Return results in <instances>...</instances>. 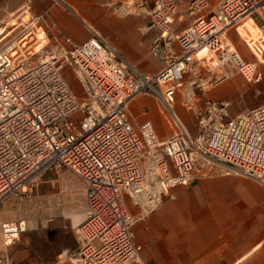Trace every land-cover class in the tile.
<instances>
[{
    "label": "built area",
    "instance_id": "2783aa9c",
    "mask_svg": "<svg viewBox=\"0 0 264 264\" xmlns=\"http://www.w3.org/2000/svg\"><path fill=\"white\" fill-rule=\"evenodd\" d=\"M31 3L22 0L19 22L0 43V202L24 194L48 171L68 169L82 180L87 211L74 231L76 249L51 264H156L141 259L133 228L173 197L174 187L216 174L264 183V104L232 116L229 101L207 96L237 76L262 94L264 0H113L112 15L139 17L142 33L157 30L148 46L154 73L129 63L90 26L87 39L74 41L34 15ZM247 21L255 33L243 27ZM231 30L253 59L241 56ZM143 95L170 126L166 138L131 113ZM177 100L192 117L193 134ZM26 229L23 219L0 222L2 244Z\"/></svg>",
    "mask_w": 264,
    "mask_h": 264
},
{
    "label": "crops",
    "instance_id": "0c3cea01",
    "mask_svg": "<svg viewBox=\"0 0 264 264\" xmlns=\"http://www.w3.org/2000/svg\"><path fill=\"white\" fill-rule=\"evenodd\" d=\"M112 1L32 0L31 9L34 15L54 23L76 42L90 36L88 26L108 41L99 27L103 15L114 16L109 10ZM217 1L210 0L212 4ZM21 2L0 0L1 11L10 12ZM142 23L140 19L131 30L130 39L119 47L108 42L129 63L144 72L154 73L158 67L155 70L142 69L138 54H143L147 61L154 59L148 46L157 30L142 33L139 30ZM247 23L255 27L250 21ZM75 25L84 28L86 34L77 37ZM229 37L233 42L230 32ZM237 77L222 81L207 91L212 100L229 101L232 116L244 108L264 104L261 100L253 105H238L240 81ZM171 193L173 197H167L144 221L134 225L135 241L142 246V260L156 264H264V183L234 174H216L199 177L189 186H176ZM11 198L0 202V222L20 216L10 210ZM126 204L129 211H135L127 198ZM86 211L87 201L81 221ZM75 249L76 246L60 254L72 253ZM5 263L0 255V264Z\"/></svg>",
    "mask_w": 264,
    "mask_h": 264
},
{
    "label": "rangeland",
    "instance_id": "374dc122",
    "mask_svg": "<svg viewBox=\"0 0 264 264\" xmlns=\"http://www.w3.org/2000/svg\"><path fill=\"white\" fill-rule=\"evenodd\" d=\"M21 4L22 2L10 12L1 11L0 8V25L2 26L0 39L5 32L19 22ZM138 22L140 18L136 16L120 18L103 15L99 29L111 44L119 47L122 42L130 39V32ZM243 27L255 33V27L247 22ZM73 28L77 37L86 34L84 28L79 25ZM16 30L17 28L13 32ZM230 34L241 56L247 60L253 59V55L240 36L234 30H231ZM6 37L2 38L0 43ZM138 55L142 69L155 70L158 67L154 59L147 61L143 54ZM62 74L73 92L80 95L81 86L75 76L68 69H64ZM237 78L240 81L238 105L243 106L245 103L253 105L261 100L264 102V64L261 95L256 96L242 77ZM130 110L139 121L143 118L150 119L159 138L161 136L166 138L170 134V126L150 97L141 96L131 104ZM175 110L185 127L193 134L192 117L180 105L179 100L176 101ZM143 111L146 112L145 115H142ZM10 201H12L10 210H14L12 213L17 212L20 216L8 221L22 218L27 224V229L8 246L2 244L0 237V255L5 264H51L61 252H69L75 248L74 231L84 215L86 197L84 183L72 171L68 169L48 171L30 190L22 195L13 196Z\"/></svg>",
    "mask_w": 264,
    "mask_h": 264
}]
</instances>
